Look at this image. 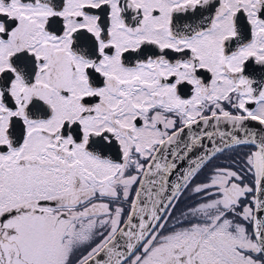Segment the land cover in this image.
Wrapping results in <instances>:
<instances>
[{
    "label": "snow or ice",
    "instance_id": "6c2138e0",
    "mask_svg": "<svg viewBox=\"0 0 264 264\" xmlns=\"http://www.w3.org/2000/svg\"><path fill=\"white\" fill-rule=\"evenodd\" d=\"M0 264H264V0H0Z\"/></svg>",
    "mask_w": 264,
    "mask_h": 264
},
{
    "label": "rangeland",
    "instance_id": "374dc122",
    "mask_svg": "<svg viewBox=\"0 0 264 264\" xmlns=\"http://www.w3.org/2000/svg\"><path fill=\"white\" fill-rule=\"evenodd\" d=\"M243 155L242 152H239L238 154H226L222 157L217 158V160L213 161L212 164H210L207 169L202 173L204 175H207L209 170L213 169L216 166H226L229 164L230 160H232L234 157H241ZM202 181V179L197 178L196 182L199 183ZM192 201L188 198V195L186 194L180 202L177 204L174 215L176 217H179L181 215V212L187 208L188 205H190Z\"/></svg>",
    "mask_w": 264,
    "mask_h": 264
},
{
    "label": "flooded vegetation",
    "instance_id": "af4514ba",
    "mask_svg": "<svg viewBox=\"0 0 264 264\" xmlns=\"http://www.w3.org/2000/svg\"><path fill=\"white\" fill-rule=\"evenodd\" d=\"M249 107H252V106L250 105ZM244 151H246V149H235V150H234V149H227L224 153L218 154V157H217V158L222 157V156H224V155H226V154H228V153H230V154H238L239 152L244 153ZM115 155H116V152H115V150H114V151H113V156L115 157ZM241 157H242V156H241ZM241 157H234L232 160H230L229 164L226 165L225 167H236L237 165L234 164V161H236V162L240 161ZM217 158L213 159V160L208 164V166H209L210 164H212L213 161L217 160ZM208 166H207V167H208ZM206 169H207V168H205V169L203 170V172H204ZM209 171H210V170H209ZM205 176H206V175L201 174L198 178H200V179L203 180V179L205 178Z\"/></svg>",
    "mask_w": 264,
    "mask_h": 264
},
{
    "label": "water",
    "instance_id": "95a60500",
    "mask_svg": "<svg viewBox=\"0 0 264 264\" xmlns=\"http://www.w3.org/2000/svg\"><path fill=\"white\" fill-rule=\"evenodd\" d=\"M250 123H254V122H250ZM190 134H198V129H196V127L194 126L192 130L189 129H185V133H184V139L187 140L188 135ZM207 143V141L205 142ZM199 153L197 151H194L192 154V158L195 159V157L198 155ZM188 164L187 161H185L184 163V168H187ZM175 176L172 177L173 180H175Z\"/></svg>",
    "mask_w": 264,
    "mask_h": 264
}]
</instances>
